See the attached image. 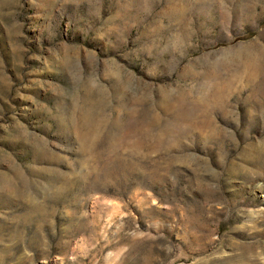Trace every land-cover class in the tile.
Returning <instances> with one entry per match:
<instances>
[{
    "label": "rangeland",
    "instance_id": "374dc122",
    "mask_svg": "<svg viewBox=\"0 0 264 264\" xmlns=\"http://www.w3.org/2000/svg\"><path fill=\"white\" fill-rule=\"evenodd\" d=\"M0 264H264V0H0Z\"/></svg>",
    "mask_w": 264,
    "mask_h": 264
}]
</instances>
